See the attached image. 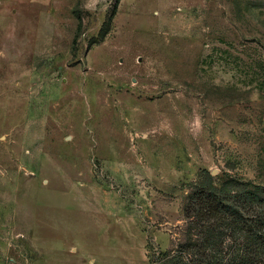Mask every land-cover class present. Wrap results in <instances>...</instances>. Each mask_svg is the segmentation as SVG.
Here are the masks:
<instances>
[{"label":"rangeland","instance_id":"1","mask_svg":"<svg viewBox=\"0 0 264 264\" xmlns=\"http://www.w3.org/2000/svg\"><path fill=\"white\" fill-rule=\"evenodd\" d=\"M226 183L264 189V0H0V264H177Z\"/></svg>","mask_w":264,"mask_h":264},{"label":"trees","instance_id":"2","mask_svg":"<svg viewBox=\"0 0 264 264\" xmlns=\"http://www.w3.org/2000/svg\"><path fill=\"white\" fill-rule=\"evenodd\" d=\"M264 189L201 186L186 209L188 238L177 264H264Z\"/></svg>","mask_w":264,"mask_h":264}]
</instances>
